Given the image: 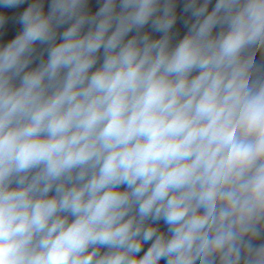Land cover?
Instances as JSON below:
<instances>
[{
  "label": "clouds",
  "instance_id": "9594fccd",
  "mask_svg": "<svg viewBox=\"0 0 264 264\" xmlns=\"http://www.w3.org/2000/svg\"><path fill=\"white\" fill-rule=\"evenodd\" d=\"M0 264H264V0H0Z\"/></svg>",
  "mask_w": 264,
  "mask_h": 264
}]
</instances>
